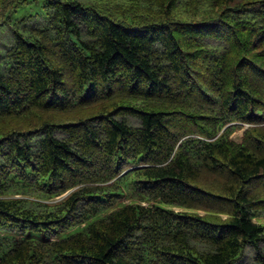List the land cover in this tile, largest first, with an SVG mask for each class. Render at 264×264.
Returning <instances> with one entry per match:
<instances>
[{"label":"trees","instance_id":"trees-1","mask_svg":"<svg viewBox=\"0 0 264 264\" xmlns=\"http://www.w3.org/2000/svg\"><path fill=\"white\" fill-rule=\"evenodd\" d=\"M23 5L42 12L0 51V264H264V0L0 14Z\"/></svg>","mask_w":264,"mask_h":264},{"label":"rangeland","instance_id":"rangeland-1","mask_svg":"<svg viewBox=\"0 0 264 264\" xmlns=\"http://www.w3.org/2000/svg\"><path fill=\"white\" fill-rule=\"evenodd\" d=\"M42 6L38 5H23L17 11L10 9L4 15L0 14V51L5 48V45H10V40L12 38V30L15 26V23L22 16L33 15V19H36L38 16H41ZM244 130L236 132L233 135V138L236 141H240L242 138ZM254 255V250L249 248L244 258L238 262V264H250Z\"/></svg>","mask_w":264,"mask_h":264}]
</instances>
